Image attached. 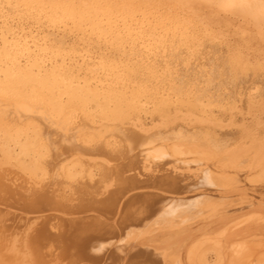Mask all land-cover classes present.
Listing matches in <instances>:
<instances>
[{
  "label": "bare ground",
  "instance_id": "6f19581e",
  "mask_svg": "<svg viewBox=\"0 0 264 264\" xmlns=\"http://www.w3.org/2000/svg\"><path fill=\"white\" fill-rule=\"evenodd\" d=\"M263 102L171 0H0V264H264Z\"/></svg>",
  "mask_w": 264,
  "mask_h": 264
},
{
  "label": "rangeland",
  "instance_id": "374dc122",
  "mask_svg": "<svg viewBox=\"0 0 264 264\" xmlns=\"http://www.w3.org/2000/svg\"><path fill=\"white\" fill-rule=\"evenodd\" d=\"M171 1L187 12L199 18L201 17V19L214 26L217 30L223 32L228 42L239 49L247 58L251 59L253 62H261L264 64V35H260L255 28L257 22L255 20L256 17L264 21V17L262 16V10L264 9L263 4H258L255 8L234 7L223 9L214 0ZM242 31L246 34L241 35ZM260 108L262 111L257 114L254 120L249 119L243 121L242 119H238V121L241 123L243 121V123L250 128H253L255 123H259L261 128L260 131L264 132V102L260 105ZM13 226H10V228ZM16 228L18 232L22 230L20 227H13V229L10 230V234L17 232ZM18 228H20V230Z\"/></svg>",
  "mask_w": 264,
  "mask_h": 264
}]
</instances>
